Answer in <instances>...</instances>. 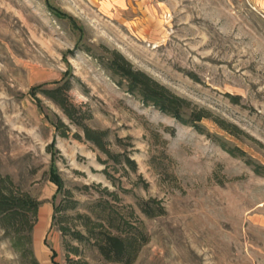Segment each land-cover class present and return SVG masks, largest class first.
Wrapping results in <instances>:
<instances>
[{
    "label": "rangeland",
    "instance_id": "obj_1",
    "mask_svg": "<svg viewBox=\"0 0 264 264\" xmlns=\"http://www.w3.org/2000/svg\"><path fill=\"white\" fill-rule=\"evenodd\" d=\"M112 51L190 109L210 112L201 125L211 137L118 87L97 59ZM66 79L87 125L109 130L110 150H125L136 171L103 165L52 102L32 95ZM56 118L67 138L55 136ZM245 158L264 165V0H0V174L39 202L37 264H119L61 235L52 216L64 198L75 202L60 215L72 230H84L79 215L142 222L149 240L133 264H264V175ZM150 199L164 215L141 214L137 204ZM22 262L0 228V264Z\"/></svg>",
    "mask_w": 264,
    "mask_h": 264
},
{
    "label": "trees",
    "instance_id": "obj_2",
    "mask_svg": "<svg viewBox=\"0 0 264 264\" xmlns=\"http://www.w3.org/2000/svg\"><path fill=\"white\" fill-rule=\"evenodd\" d=\"M99 64L110 73L115 80V84L123 88L126 93L137 97L141 103L152 106L162 114L171 117L184 126L193 128L197 133L211 137L205 131L201 122L211 119V114L205 109L195 111L190 109V103L174 94L167 88L157 83L145 73L132 69L131 65L118 52L112 51L109 56L98 57ZM72 87L71 81L66 79L54 83L51 87L41 85L32 91V95L41 94L44 98L52 102L65 116L69 123L78 132L72 134L77 141H84L91 144L100 154L106 157L102 162L106 165L109 161L116 165H123L131 171H136L137 166L129 154L123 150L113 153L110 150L111 141L109 130H96L86 123L91 119V115L82 112L80 107L75 106L69 98V91ZM223 130L228 131L223 121H215ZM55 136L67 138L71 131L60 118L54 122ZM118 146L122 145V140L115 138ZM221 149L232 157H246L244 151L237 147H229L225 142H218ZM48 145V153L51 155ZM56 153H59L56 151ZM245 163L253 167V172L257 175H264V165L255 164L251 159L245 158ZM107 177L111 176L106 172ZM49 179L56 186L57 193L66 192L59 172L50 170ZM139 211L148 219L162 216L165 213L160 201L150 199L140 201L137 204ZM75 202L64 198L60 204L53 207L52 222L58 227L61 235L79 244L87 242L92 245L100 257L111 263L133 264L141 249L148 243V236L145 233L142 222L134 226L127 220L117 217V215L106 214L97 217L93 221L89 216H81L83 231L72 230L64 224L62 212L73 210ZM39 202L28 193L19 191L8 175L0 174V228L3 230V237L9 242L12 250L21 258L22 264H37L32 252V232L37 222ZM133 215V212H131ZM67 245V251L72 255L79 254L78 247ZM70 263V260H69ZM76 264H87L86 262H76Z\"/></svg>",
    "mask_w": 264,
    "mask_h": 264
}]
</instances>
